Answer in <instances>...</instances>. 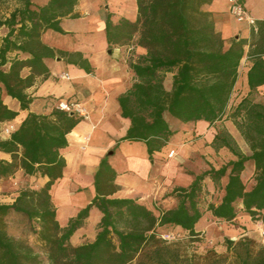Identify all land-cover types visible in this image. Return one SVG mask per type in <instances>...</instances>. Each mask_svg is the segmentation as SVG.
<instances>
[{
  "label": "trees",
  "instance_id": "16d2710c",
  "mask_svg": "<svg viewBox=\"0 0 264 264\" xmlns=\"http://www.w3.org/2000/svg\"><path fill=\"white\" fill-rule=\"evenodd\" d=\"M7 1L11 0H0V4ZM12 1H17L20 7L8 17H0V29L7 30L0 45V88L25 111L32 103L26 89L35 75L48 74L43 59L54 57L52 50L41 43V35L48 30L63 34L60 21L78 17L73 13L78 0H47L39 7L32 0ZM210 2L136 0L134 24L122 21L114 26L110 16L107 18L108 44L126 43L137 35V45L146 50L145 56L130 63L136 82L118 103L121 117L130 121L122 141L144 143L149 156L160 152L174 135L166 117L182 124L202 121L211 125L221 121L227 112L243 57V44L233 40L228 49L224 48L212 16L202 10ZM12 53L28 55L30 59L10 60ZM8 65L7 71L3 70ZM25 67L30 68L31 75L22 79L20 72ZM168 73L172 74L169 90L164 86V75ZM247 84L250 94L264 86L261 59H256L249 69ZM16 116L0 97V125ZM230 118L250 155L235 150L226 133L216 135L214 145L229 150L237 161L201 174L188 189L175 190L171 194L177 200L174 208L155 217L132 201L99 196L61 228L50 189L65 168L60 152L68 145L66 137L83 118L59 107L47 115L29 113L8 139L0 138V153L9 157V161L0 159V182L18 171L28 177L47 178L48 182L40 189L21 190L11 205H0V264H42L31 246L7 233L5 218L11 212L37 224V237L46 250L48 264H176V252L159 239L156 230L180 228L191 238L197 236L195 225L201 218L200 195L205 178L218 183L227 177L220 202L208 206L215 219L232 221L238 202L246 214L255 218L264 209V104L247 96L233 109ZM248 162L255 167V184L247 191L240 174ZM96 189L99 193V188ZM92 208L102 214L96 237L91 243L73 247L70 239L84 226ZM226 247L232 259L227 264H264V246L251 239L235 243L226 240ZM208 254L214 256L213 263H220L213 252Z\"/></svg>",
  "mask_w": 264,
  "mask_h": 264
},
{
  "label": "crops",
  "instance_id": "0c3cea01",
  "mask_svg": "<svg viewBox=\"0 0 264 264\" xmlns=\"http://www.w3.org/2000/svg\"><path fill=\"white\" fill-rule=\"evenodd\" d=\"M232 1L243 7L247 18L254 21L253 26L248 21L239 22L234 18L230 12ZM100 5L101 0H93L84 7L83 2L78 0L73 12L78 17L60 21L59 27L63 34L48 30L41 35V43L52 50L54 57L43 59L48 74L35 75L32 85L26 89L25 93L32 99L27 110L22 111L19 103L6 96L0 88L3 104L17 113L13 121L3 123L0 127H12L14 131L29 113L47 115L59 105H71V112L83 118L66 137L68 145L60 152L65 168L62 177L50 189L56 220L61 228L66 227L70 219L99 196L107 200L132 201L159 217L163 211L176 206L177 200L171 196L175 190L188 189L201 174L211 169L219 170L229 162L237 161L232 155L227 162H224V158L220 160L219 167H201L212 153V149L204 145L211 144L218 135L213 128L218 123L210 125L200 121L182 124L173 119L172 123L166 120L174 135L160 152L152 156H149L144 143L122 141L130 121L121 117L118 99L136 82L130 63L145 56L146 50L137 45V35L126 43L108 44V16L115 26L121 17L135 23L137 14L133 10L127 15L122 9L121 14L113 15L112 10H106V6L100 9ZM85 8L88 9L86 14L83 12ZM202 10L212 16L214 28L224 42L225 49L229 48L233 40L243 44V57L238 66V77L227 106L228 111L243 98L264 92L262 86L250 94L247 84V73L253 62L261 59L264 64V0H211ZM0 30L5 32L3 39L7 30ZM10 56V60L30 59L24 54L12 53ZM30 75L28 67L20 72L22 79ZM237 96L241 98L235 102ZM220 125V134L226 133L240 151H243L242 147H247L248 152L243 151L242 155L249 156L250 150L234 124L221 120ZM219 149L224 154L227 151L226 148ZM170 154H175V157L168 158ZM0 159L9 161V157L1 153ZM199 161L201 164L198 165ZM21 177L26 178L25 186L20 185L18 188L40 189L48 182L47 178L25 176L22 171L9 180L16 184ZM240 179L247 191L254 186L255 167L252 162L245 164ZM226 184L227 177L218 183L210 178L202 181L199 206L201 218L195 225V232L198 233L208 220L220 222V236L229 240L256 236L264 231V209L252 218L243 211L241 202L236 205V217L232 221L218 220L212 216L208 206H217ZM3 186L2 181L0 188ZM96 188H99V193ZM101 218L100 211L92 208L84 226L71 237L70 244L78 247L93 242ZM175 230L184 232L180 228Z\"/></svg>",
  "mask_w": 264,
  "mask_h": 264
},
{
  "label": "rangeland",
  "instance_id": "374dc122",
  "mask_svg": "<svg viewBox=\"0 0 264 264\" xmlns=\"http://www.w3.org/2000/svg\"><path fill=\"white\" fill-rule=\"evenodd\" d=\"M81 1L83 2V6L84 5L87 6V4H89V2L93 0H81ZM46 2L47 0H32V3L35 7L43 6ZM103 6L107 7L106 10H112L114 12L113 15L121 14V12L123 11L122 9H125V13L127 15H130L133 10L136 11L137 14L136 0H101L100 9H102ZM19 7L20 4L17 1L11 0L1 3L0 17L2 18L8 17L12 11H14ZM86 11H88V9L86 10L85 8L83 12H85L86 14L87 13ZM122 21H128V20L125 19V17H121L118 24ZM4 34L5 32L3 30H0V41L4 36ZM9 57L11 58V56ZM3 70H7V66L3 67ZM171 81H172V74L169 73L165 74L164 86L165 88H167V90L170 89L169 87L171 86ZM240 98H241L240 96H237L235 98V102H238ZM249 98L255 103L264 104L263 91L257 92L256 94H252L249 96ZM63 107L62 105H59L60 109L66 111L72 110L73 108L71 107V105H69L68 109H65V106ZM233 109L234 108H231L226 112V114L222 118L223 121L225 122L228 121L234 124L233 120L230 118ZM166 120L169 123L173 122L170 117H166ZM216 123L218 124L214 125L213 128L218 132L219 135L221 128L220 121ZM7 128H11V127H7ZM7 128L0 127L1 139H4L11 134L10 133L8 135L5 132ZM232 145L233 148L241 154L243 151L248 152L247 147H242L243 151H240L238 146L233 141H232ZM204 146L210 147L212 149L211 155L208 156V161L204 160L202 162L203 164H201L200 161L198 162V165L201 164V167H203L204 169L207 167L212 168V166L214 165L215 167H219L220 160L224 158V162H227L229 157L233 155L229 150L224 151L225 154L222 151L220 152V149L214 145V142H212L211 144L206 143ZM173 157H175V154H173ZM25 179H26L25 177H21L20 179H18L16 184L12 183L9 179L3 181L4 186L3 188H0V205L13 204L18 193L23 189H28V188H18V186L20 185L25 186V181H24ZM5 224L9 236L14 238L15 240L24 242L29 246H31L33 250L39 255L42 264H48L46 258V250L37 237L38 227L35 222H30L29 220H27L26 217L17 214L15 212H11L5 218ZM262 233H264V231L260 232L256 236L242 237L240 239L229 240L226 238H222L220 236V222L208 220L205 226H203L201 230L198 233H196L197 236L194 238H191L190 236H188V234L184 232L176 231L175 229H171L168 231H160L158 233V237L160 240L164 241L167 245L171 246L170 248L171 251L176 252L178 258L176 264H215L213 263L215 259L213 258L214 256L208 254V252L210 251L213 252L215 256L220 258L219 264H227L232 259H231V254L230 252H228L226 247V240L235 243L241 239L248 238L253 240L255 244L264 246V237L262 236Z\"/></svg>",
  "mask_w": 264,
  "mask_h": 264
},
{
  "label": "built area",
  "instance_id": "2783aa9c",
  "mask_svg": "<svg viewBox=\"0 0 264 264\" xmlns=\"http://www.w3.org/2000/svg\"><path fill=\"white\" fill-rule=\"evenodd\" d=\"M230 12H231V14L234 16V18H235L237 21H239V22H242V21H248V23H249L251 26L254 25V21L251 20V19H249V18H247V16H246V12H245V10L243 9V7L240 6V5H238L237 3L233 2V1H232V5H231V8H230ZM62 107H63V106H62ZM63 109H64V107H63ZM65 109H67L66 106H65ZM5 132L9 135L10 133L13 132V128H12V127H11V128H7V129L5 130ZM172 156H173V155L170 154V155L168 156V158H171ZM262 236L264 237V233H262Z\"/></svg>",
  "mask_w": 264,
  "mask_h": 264
}]
</instances>
